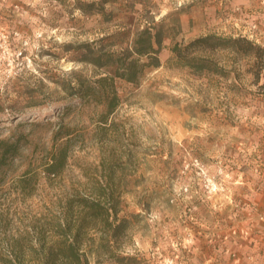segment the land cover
I'll return each mask as SVG.
<instances>
[{"label":"rangeland","instance_id":"1","mask_svg":"<svg viewBox=\"0 0 264 264\" xmlns=\"http://www.w3.org/2000/svg\"><path fill=\"white\" fill-rule=\"evenodd\" d=\"M246 1L264 9V0H0V156L12 152L0 160V264H37L59 225L74 228L81 200L103 189L122 226L116 237L86 227L89 264H264V98L252 59L197 52L211 69L195 73L172 52L242 36ZM82 2L96 5L86 14ZM146 26L162 34L159 66L135 84L116 80L114 112L104 121L102 104L77 99L62 111L71 72L98 78L75 48L119 55Z\"/></svg>","mask_w":264,"mask_h":264},{"label":"trees","instance_id":"2","mask_svg":"<svg viewBox=\"0 0 264 264\" xmlns=\"http://www.w3.org/2000/svg\"><path fill=\"white\" fill-rule=\"evenodd\" d=\"M78 9L82 13L88 14L96 4L94 3H78ZM96 12L104 16L105 12L98 7ZM108 14V17L112 16ZM162 43V34L153 32L152 27L146 26L142 30L133 34L129 44L122 48L121 54H105L102 49H92L89 45L83 44L75 49L83 50V62L87 63L98 73L94 80H86L81 74L71 72L74 83L65 81L62 88L67 93L68 99L65 100L64 106H60L61 110L66 112L71 103L69 100L77 99L83 103H91L95 106L102 104L104 113L101 119H107L114 112L118 105L119 96L115 89L116 80L128 84L137 83L140 75L146 67H158V53ZM113 46L121 47L122 42L116 40ZM121 45V46H120ZM219 50H228L234 55H239L252 59L251 66L247 69V73L252 78V85L256 88V94L262 99L264 98V46L255 44L245 37L238 36L236 38H221L215 35H208L190 41L185 46L174 45L172 52L176 59L194 70L195 73L210 70L211 63L207 59L195 56L197 52H218ZM145 59V61H144ZM102 70V72H101ZM222 73L221 68L217 67L213 62V74ZM33 97V95H31ZM62 104L64 102H61ZM57 113H60V111ZM63 113V112H62ZM70 136V132L59 131L56 136ZM68 139V143H71ZM67 148H61L57 154L51 156L50 163L46 167L49 176L57 174L61 171L66 163ZM13 151V150H12ZM11 150L9 147L3 148L0 160H4ZM106 187V186H105ZM104 189L102 190L103 193ZM97 199L83 198L77 207L75 214L76 225L72 228V224H66L58 227L57 241L49 244L42 249L37 264H89L82 249V237L87 230L86 227H103L110 237H116L121 230V223L115 224L118 216V209L115 203L110 202V194H102ZM110 193V192H109ZM110 199V200H109ZM72 211L73 209L70 208ZM70 223V222H69ZM91 229V228H90ZM2 264H13L11 261H2Z\"/></svg>","mask_w":264,"mask_h":264},{"label":"crops","instance_id":"3","mask_svg":"<svg viewBox=\"0 0 264 264\" xmlns=\"http://www.w3.org/2000/svg\"><path fill=\"white\" fill-rule=\"evenodd\" d=\"M245 4L242 15L236 16V18L242 17L241 35L257 44L264 45V9L260 7L259 2L256 6H252L251 1H246ZM253 24L257 25L256 31L250 30Z\"/></svg>","mask_w":264,"mask_h":264}]
</instances>
